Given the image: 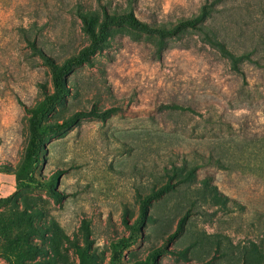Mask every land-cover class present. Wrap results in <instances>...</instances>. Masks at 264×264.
I'll use <instances>...</instances> for the list:
<instances>
[{"label": "rangeland", "instance_id": "obj_1", "mask_svg": "<svg viewBox=\"0 0 264 264\" xmlns=\"http://www.w3.org/2000/svg\"><path fill=\"white\" fill-rule=\"evenodd\" d=\"M204 1L0 0V264H17L18 245L35 250L25 264H78V246L92 264H264V67L233 71L194 29L160 38L109 26L42 124L121 109L45 135L16 186L30 109L53 91L26 37L39 28L37 45L62 63L90 41L80 14L95 28L103 9L171 26ZM216 9L231 49L264 54V0ZM169 182L141 216L140 198Z\"/></svg>", "mask_w": 264, "mask_h": 264}, {"label": "trees", "instance_id": "obj_2", "mask_svg": "<svg viewBox=\"0 0 264 264\" xmlns=\"http://www.w3.org/2000/svg\"><path fill=\"white\" fill-rule=\"evenodd\" d=\"M225 0H205L202 4L198 14L193 17L179 20L171 26H157L149 24L148 22L138 18L133 11L122 12H109L106 9L102 10V18L95 28L90 20L84 15L80 14L81 28L89 36V43L82 47L78 53L67 57L62 63L56 62L50 55H47L40 46L37 45L36 38L40 35V30H36L31 36L25 38L31 50L39 55L45 64L49 67L51 72L53 91L46 93L41 102L30 109V116L28 118V129L30 132V138L26 146L24 159L20 166V169L15 172L16 186L20 187L26 178L34 169L36 162L38 161V152L41 148L42 141L45 135L58 131L63 128L70 127L80 117H98L104 118L111 111L119 110L121 108L113 107L106 108L104 110H80L75 112L68 118L61 122L42 124V119L47 110L58 104L62 103L66 95L70 91V87L66 81V75L69 74L75 67L89 62L90 57L106 43L107 29L109 26L125 25L134 30L146 32L149 34H155L160 38L176 37L187 29L197 30L200 34L202 41L209 44L214 48L223 58H225L230 68L235 72L242 71V64L254 63L255 66L264 67V54L260 51L262 48L258 44H254L250 50L237 52L231 49L229 42L226 38L225 32L218 25L213 23L214 12L217 11L216 5L224 2ZM21 30L31 31V26L19 27ZM57 174V173H56ZM55 174V175H56ZM56 178V176H55ZM170 182L167 185H162L157 190L147 194L145 197L140 198L139 208L140 215L145 216L147 207L150 202L164 192L166 188H169ZM183 218L179 221L175 231L168 237V241L171 240L179 232L181 228ZM2 227V225H0ZM33 248L23 249L21 246H11V250L8 253L13 257L14 262L17 264H25L24 259L26 257H32L34 255ZM76 252L79 257L78 264H92L89 259L88 253L81 247H76Z\"/></svg>", "mask_w": 264, "mask_h": 264}]
</instances>
